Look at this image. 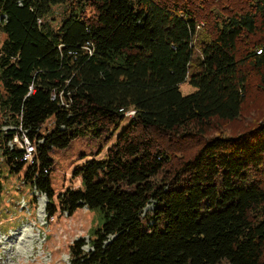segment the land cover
Instances as JSON below:
<instances>
[{
  "label": "trees",
  "instance_id": "16d2710c",
  "mask_svg": "<svg viewBox=\"0 0 264 264\" xmlns=\"http://www.w3.org/2000/svg\"><path fill=\"white\" fill-rule=\"evenodd\" d=\"M0 35L2 162L49 216L99 219L69 264H264V116L228 128L264 96V0H0ZM76 139L114 140L55 206L49 152Z\"/></svg>",
  "mask_w": 264,
  "mask_h": 264
},
{
  "label": "rangeland",
  "instance_id": "374dc122",
  "mask_svg": "<svg viewBox=\"0 0 264 264\" xmlns=\"http://www.w3.org/2000/svg\"><path fill=\"white\" fill-rule=\"evenodd\" d=\"M3 39L4 35H0V44ZM180 91L187 95L193 92V88L183 84ZM250 98L241 119L228 125L230 131L241 132L246 122L264 116V96L256 93ZM51 125L52 122L47 121L41 132L49 130ZM112 141L104 147L102 139H76L67 148H55L49 152L52 163L48 179L55 206L58 195L67 188L80 186V179L74 175L75 168L99 150L98 158H101ZM25 172L26 167L16 172L0 160V264H69V246L80 238L88 241L89 230L99 225V219H96L95 212L86 209L77 210L72 216L56 210L49 216L47 198L22 183ZM153 208L149 203L141 217L151 214ZM151 221L149 219L148 225ZM83 249L90 250L87 245Z\"/></svg>",
  "mask_w": 264,
  "mask_h": 264
},
{
  "label": "built area",
  "instance_id": "2783aa9c",
  "mask_svg": "<svg viewBox=\"0 0 264 264\" xmlns=\"http://www.w3.org/2000/svg\"><path fill=\"white\" fill-rule=\"evenodd\" d=\"M134 112L130 111L126 114L127 117L133 116ZM4 130H7L4 128ZM6 147L8 150L12 149H19L22 152V158L21 160L26 164H32L34 161L33 155L35 153L34 146L29 142L24 132H21L20 135H16L13 137L11 141H8L6 144ZM0 160L2 161V158L0 157ZM32 192H36V189L33 188ZM23 201V198H22Z\"/></svg>",
  "mask_w": 264,
  "mask_h": 264
}]
</instances>
